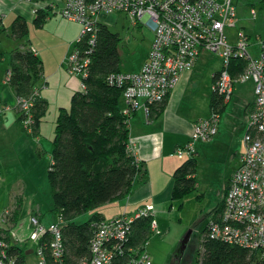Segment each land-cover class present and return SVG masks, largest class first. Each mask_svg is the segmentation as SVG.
<instances>
[{"label":"built area","instance_id":"2783aa9c","mask_svg":"<svg viewBox=\"0 0 264 264\" xmlns=\"http://www.w3.org/2000/svg\"><path fill=\"white\" fill-rule=\"evenodd\" d=\"M32 2L33 0H24ZM263 0H66L61 6L63 18L75 21L80 34L65 57L64 64L70 75L84 80L89 76L92 55L95 52L96 36L100 24L111 14L121 13L132 19L133 26L142 22L154 30V41L146 62L139 71L111 74L108 82L123 89L122 112L130 122L133 113L145 109L149 116L151 107L165 101L176 86L180 75L195 67L202 52H210L222 58L221 70L215 75L213 92L227 104L236 84L252 81L254 105L249 111L243 134L244 153L242 162L229 179L220 218L210 220L206 226L211 239L241 246L264 254V36H258L257 54L254 46L250 50V35L239 27L238 16L245 7L251 18H255L256 6ZM39 8L34 10L37 14ZM234 30L229 34L227 31ZM232 60L245 62L242 73L231 75ZM10 71L5 78L8 83ZM45 84L42 85V88ZM42 88L35 87L27 97L16 98L14 105L0 100V115L13 109L17 111L24 130L37 139L35 133L34 106L40 98ZM208 118L200 119L192 135L194 140H210L218 133L221 114L211 109ZM127 152L140 163L134 145L129 143ZM180 158L195 155L192 144L177 149ZM12 209V208H11ZM11 209L0 212V264H7L10 244L5 231L10 225ZM156 207L147 204L134 213H125L113 219H102L95 223L90 240L89 255L78 264H115L117 257L125 256L127 241L133 233L137 220L150 217V230L160 234L155 219ZM32 228L28 234L32 242L46 232L52 235L49 246L56 264H65L63 245V220L58 215L49 225L42 224L38 216L30 217ZM10 236L17 238L14 231ZM147 245V244H146ZM146 245L137 255L127 258L125 264H152ZM36 264H49L41 246L37 248Z\"/></svg>","mask_w":264,"mask_h":264},{"label":"crops","instance_id":"0c3cea01","mask_svg":"<svg viewBox=\"0 0 264 264\" xmlns=\"http://www.w3.org/2000/svg\"><path fill=\"white\" fill-rule=\"evenodd\" d=\"M65 1L0 0V100L11 105L16 103V94L6 82L5 76L11 67V53L16 48L23 51L26 43L41 61V76L45 86L41 90L40 99L47 104L46 111L38 118L35 128L37 139L24 130L17 111L11 109L0 115V212L13 208L15 200L21 203L20 215L10 226V230L17 236L12 241L20 246L22 240L29 239L31 216H38L45 225L55 220V215L50 220L47 213L43 212L38 189L44 184L49 185L47 174L57 116L61 109L70 106L74 93L83 90L80 77L70 75L63 63L81 30L77 22L61 16L60 9ZM36 8H39L37 14L34 13ZM38 14L46 16L40 26L35 25ZM17 17L28 22L29 33L26 40L14 39L12 36L11 27ZM149 50L141 66L147 61ZM213 55L202 52L195 67L180 75L176 86L163 102L162 111L155 118H150L144 107L133 113L128 127L129 140L136 148L143 164V172L135 180L130 194L106 204L119 208L118 214L134 213L147 204L154 205L157 213V210H161L159 207L170 202L173 205L175 201L180 202L181 210L184 200L192 193L198 191L197 199L202 201L206 195V190L200 192L202 186L205 189L213 187L214 181H219L215 200L211 206L204 207V213L199 216L203 220V232L212 220L215 209L222 204L228 181L242 162L244 147L240 134L245 132L249 111L254 105L255 90L250 80L236 84L231 99L220 113L218 133L210 140L193 141L191 137L196 123L200 119L208 118L212 109L214 76L222 66V58ZM160 104H156L154 109H159ZM190 143L197 161V186L192 193L181 200H175L172 196L173 176L184 159L178 157L176 152ZM224 148L232 155L231 162L234 166L222 190L221 172H218L219 176L213 177L205 172L204 163L219 162V151ZM200 167L204 169L200 171ZM99 212L106 219L104 212ZM158 229L160 230L159 222ZM35 249L33 246L28 250V258L32 264H36L38 260Z\"/></svg>","mask_w":264,"mask_h":264},{"label":"trees","instance_id":"16d2710c","mask_svg":"<svg viewBox=\"0 0 264 264\" xmlns=\"http://www.w3.org/2000/svg\"><path fill=\"white\" fill-rule=\"evenodd\" d=\"M262 4L264 8V0ZM45 17L44 14H38L35 25L40 26ZM98 28L89 76L84 80L85 89L75 92L70 106L61 109L57 116L47 174L53 203L51 212L55 217L59 215L64 223L62 234L65 264H78L83 257L89 255L95 223L104 219L97 209L130 194L135 180L143 172L141 161L139 164L135 163L127 152L130 129L129 121L122 112L123 89L108 82L111 74L121 71L118 48L122 39L106 22ZM11 32L14 39L26 40L29 33L27 20L17 17ZM24 47L23 51L16 48L11 53V78L8 84L17 98H27L35 87L42 88L45 84L41 76L40 59L26 43ZM244 66V61L232 60L231 75L242 73ZM211 103L212 108L219 113L226 105L216 92ZM46 105L39 98L34 106L36 126L38 118L46 111ZM157 105L151 107L150 118H155L164 107L162 103L156 110L154 107ZM196 167L195 155L183 159V163L174 172L173 199L181 200L196 189ZM14 202L10 225L5 231L11 259L7 264H32L28 258L30 247L15 244L9 234L10 226L16 222L21 210V203L17 200ZM224 206L223 200L213 212L212 220L220 218ZM88 214L89 218L78 221ZM151 221L150 217L137 220L127 241L126 255L117 257L115 264H125L129 256L137 255L148 243L152 233ZM202 234V247L195 248L198 251L195 256L197 264H264V261L257 260L260 252L211 239L206 227ZM51 238L50 233L43 234L35 242L34 252L37 256V248L41 246L48 263L56 264L49 246Z\"/></svg>","mask_w":264,"mask_h":264},{"label":"rangeland","instance_id":"374dc122","mask_svg":"<svg viewBox=\"0 0 264 264\" xmlns=\"http://www.w3.org/2000/svg\"><path fill=\"white\" fill-rule=\"evenodd\" d=\"M262 5L263 4H259L256 6L258 12L254 19L250 17V13L245 7L241 8L238 16L239 27L243 26L246 33L250 35V50L253 51L251 48L254 46L253 49L255 54H257L259 47V44L256 42L258 41L257 37L264 36V8H262ZM131 20L130 17L117 12L109 15L106 19L107 26L113 32L119 33L122 39L118 50H120V69L124 72H136L140 68L144 61L143 59L149 50L148 48L155 39L152 27L150 28L146 24L133 26ZM227 33L232 34L234 33V30L227 31ZM213 56L218 58L217 55ZM240 136L241 138L244 137L243 134H240ZM219 160V162H205L204 168L206 170L205 172L210 173L213 177L219 176L220 173L218 174V172H221L223 190L227 178L233 172L234 165L231 162L232 155L230 152H227L225 148L224 150L219 151ZM204 168L200 167V171ZM213 184V187L210 186L205 189V187L202 186L200 189V192L206 190V195L202 201L197 199L198 191L187 197L186 200H184L181 210L179 207V201H175L173 205H170V202L159 207L161 210L159 209V212L157 210L155 219L160 223L161 233H151L146 245V251L150 253L152 258V264H197L195 263V256L198 251H196L195 248L201 249L202 242L204 241V234H202L203 225L201 224L203 220L199 216L204 213V207L207 208V206H211L210 204L215 200V192L220 183L219 181H214ZM38 190V197L43 204V212H46L48 218L51 220L54 218V215L51 212L53 203L51 200V190L49 189V185L44 184V186H41ZM97 210L103 211L106 219H113L114 217L121 215L117 213L120 209L114 205H102ZM28 215L30 216L31 212H29ZM89 217V214L84 215L78 221L86 220ZM190 232L191 235L188 240L189 242L183 251V256L179 259V262H175L173 259L176 250L183 237ZM19 237L24 239V237ZM24 244L27 247H29V245L30 247L34 246V243L29 239L22 240V245ZM257 260L260 262L264 261V254L257 256Z\"/></svg>","mask_w":264,"mask_h":264},{"label":"water","instance_id":"95a60500","mask_svg":"<svg viewBox=\"0 0 264 264\" xmlns=\"http://www.w3.org/2000/svg\"><path fill=\"white\" fill-rule=\"evenodd\" d=\"M190 235H191V232L185 235V237H183V239L181 240V243L178 246L176 253H175V257L173 259L175 262H179V259L183 256V253H184L183 251L189 242L188 240L190 238Z\"/></svg>","mask_w":264,"mask_h":264}]
</instances>
